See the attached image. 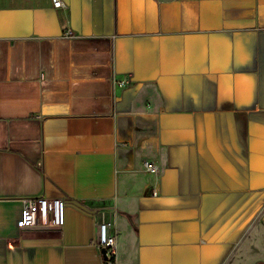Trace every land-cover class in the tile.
Returning a JSON list of instances; mask_svg holds the SVG:
<instances>
[{"label":"crops","instance_id":"0c3cea01","mask_svg":"<svg viewBox=\"0 0 264 264\" xmlns=\"http://www.w3.org/2000/svg\"><path fill=\"white\" fill-rule=\"evenodd\" d=\"M62 1L0 0V264H264V0Z\"/></svg>","mask_w":264,"mask_h":264},{"label":"built area","instance_id":"2783aa9c","mask_svg":"<svg viewBox=\"0 0 264 264\" xmlns=\"http://www.w3.org/2000/svg\"><path fill=\"white\" fill-rule=\"evenodd\" d=\"M54 7H61L62 0H52ZM67 33H70L68 31ZM149 170H155L156 165L151 161H145ZM65 199L62 197H46L36 195L27 197L24 201L22 216L18 226L27 228H61L65 221ZM100 254L105 264H116L117 245L115 236L108 233L105 223L98 225L97 242Z\"/></svg>","mask_w":264,"mask_h":264}]
</instances>
